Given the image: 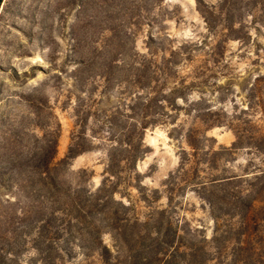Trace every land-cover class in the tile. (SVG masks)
<instances>
[{
  "label": "rangeland",
  "instance_id": "1",
  "mask_svg": "<svg viewBox=\"0 0 264 264\" xmlns=\"http://www.w3.org/2000/svg\"><path fill=\"white\" fill-rule=\"evenodd\" d=\"M200 1L215 7L222 3V0ZM225 3V13L231 10L235 15V31L221 34L230 39L221 65L213 67L201 53L187 65L179 63L176 70L178 77H188L186 85L198 87L188 94L195 100L201 97L202 107L222 110L228 118L255 120L258 113L244 111L251 107L255 97L264 98V0ZM198 9L202 7L198 8L196 0H2L0 259L3 264H42L46 255L43 241H48L49 231L47 228L41 231L40 220L46 221L51 207L39 171L53 143L56 141L55 164L66 156L73 134L81 130L87 136L92 135L95 122H101L117 104L121 89L128 85H153L149 84L148 73H155L160 67L163 49L167 55L178 44L198 42L207 36ZM144 66L148 67V73L143 71ZM78 111H89L85 126L80 127ZM179 123L186 129L192 126L191 117H184L182 112ZM171 128L156 127L145 133L143 142L149 151L137 163L136 171L140 175L138 182L147 190L146 197L136 187L130 190V199L141 209V215L147 213V205L158 209L168 206V179L178 172L181 151L187 149L178 137L168 136ZM231 129L226 126L207 131L206 137L212 140L214 150L232 146L235 136ZM104 148L102 144L59 167L54 176L60 202L64 191L77 185L83 170L91 174L88 181L91 189L101 184ZM250 160L252 166L260 164L259 156L244 146L232 155L223 156L219 165L227 161L225 170L229 176L245 177L244 174L255 172L252 167L245 169ZM86 180L84 177L78 184L83 185ZM240 188L243 190L244 185L239 183L217 191L216 195L232 200ZM115 198L127 205L125 199ZM173 199L171 217L186 220L210 239L213 229L210 210L193 189L179 191ZM220 212L231 213L229 208ZM93 221L96 227H103L99 219ZM102 232L104 243L111 248L110 236L105 230ZM62 240L56 244L64 250ZM74 252L70 258L65 254L56 257V264H100L95 263L97 257L90 252L76 249ZM84 253L89 260H84ZM123 257L119 260L122 264ZM257 260L256 264H264V252Z\"/></svg>",
  "mask_w": 264,
  "mask_h": 264
},
{
  "label": "trees",
  "instance_id": "2",
  "mask_svg": "<svg viewBox=\"0 0 264 264\" xmlns=\"http://www.w3.org/2000/svg\"><path fill=\"white\" fill-rule=\"evenodd\" d=\"M196 1L198 8L202 7L198 11L207 36L198 42L178 44L167 55L163 49L160 67L155 73H148V67L144 66L149 84L153 85H128L121 89L117 104L101 122H95L92 135L87 136L81 130L73 134L66 156L55 164L56 141L46 154L39 176L47 187L46 200L51 213L46 221L40 220L41 231L45 228L49 231L48 241H43L46 255L42 264H56V257L64 254L70 258L75 249L90 252L97 257L95 263L100 264H122L119 260L123 254V264H256L264 252V98L255 97L251 107L244 111L258 113L253 120L251 117L228 118L222 110L202 107L201 97L195 100L188 94L198 87L192 83L186 85L188 77H178L176 66L187 65L202 53L213 67H219L230 40L221 34L235 31L234 13L231 10L225 13L226 0L217 7ZM235 40L240 42L238 38ZM153 58L150 54V59ZM182 112L192 120V126L186 129L178 124ZM88 113L78 111L80 127L86 123ZM162 126L172 127L168 136L178 137L187 149L181 151L178 172L168 179V206L158 209L147 205V213L141 215V209L130 199V190L136 187L138 193L146 197L147 190L138 182L140 175L136 166L149 151L143 142L145 133ZM226 126L232 128L235 142L230 148L214 150L206 133ZM102 144L105 148L101 184L91 189L88 185L91 174L83 170L77 185H70L60 202L54 176L59 167L69 165L73 159ZM244 146L259 156L260 164L252 166L250 160L245 169L252 167L255 172L244 174L245 177L229 176L225 170L227 161L221 167L220 161ZM19 164L22 166L21 161ZM84 177L87 182L78 184ZM239 183L244 188L237 190L232 200L217 197V191ZM188 188L193 189L210 210L213 223L210 239L186 220H175L170 215L175 194ZM115 196L125 199L127 205ZM154 199L156 196L151 202L147 200V204ZM223 208H229L230 215L222 214ZM94 218L99 219L103 227H96ZM102 230L110 236L111 248L104 243ZM60 239H63L64 250L56 244ZM86 253L82 256L89 260ZM0 264H3L2 259Z\"/></svg>",
  "mask_w": 264,
  "mask_h": 264
},
{
  "label": "water",
  "instance_id": "3",
  "mask_svg": "<svg viewBox=\"0 0 264 264\" xmlns=\"http://www.w3.org/2000/svg\"><path fill=\"white\" fill-rule=\"evenodd\" d=\"M1 2H2V0H0V5H1Z\"/></svg>",
  "mask_w": 264,
  "mask_h": 264
}]
</instances>
